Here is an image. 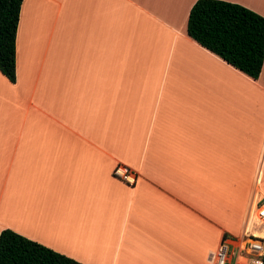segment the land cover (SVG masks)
<instances>
[{
	"label": "crops",
	"instance_id": "crops-1",
	"mask_svg": "<svg viewBox=\"0 0 264 264\" xmlns=\"http://www.w3.org/2000/svg\"><path fill=\"white\" fill-rule=\"evenodd\" d=\"M196 1L23 0L0 233L81 264H216L264 238V60L254 80L191 39Z\"/></svg>",
	"mask_w": 264,
	"mask_h": 264
},
{
	"label": "trees",
	"instance_id": "trees-1",
	"mask_svg": "<svg viewBox=\"0 0 264 264\" xmlns=\"http://www.w3.org/2000/svg\"><path fill=\"white\" fill-rule=\"evenodd\" d=\"M23 0H0V73L15 83V39ZM187 35L201 47L251 79L264 60V18L247 8L219 0L192 6ZM264 264V251L262 255ZM0 264H81L11 230L0 233Z\"/></svg>",
	"mask_w": 264,
	"mask_h": 264
},
{
	"label": "built area",
	"instance_id": "built-area-1",
	"mask_svg": "<svg viewBox=\"0 0 264 264\" xmlns=\"http://www.w3.org/2000/svg\"><path fill=\"white\" fill-rule=\"evenodd\" d=\"M113 175L127 184H133L135 176L125 167L119 166L113 170ZM256 223L264 227V208L258 207L256 214ZM264 251V238L247 237L242 248H231V244L223 243L219 247L216 264H262V255ZM241 256H244L245 262L239 263Z\"/></svg>",
	"mask_w": 264,
	"mask_h": 264
}]
</instances>
